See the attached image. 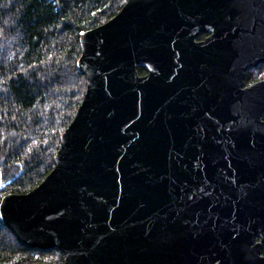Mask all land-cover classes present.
Returning a JSON list of instances; mask_svg holds the SVG:
<instances>
[{
  "label": "water",
  "instance_id": "water-1",
  "mask_svg": "<svg viewBox=\"0 0 264 264\" xmlns=\"http://www.w3.org/2000/svg\"><path fill=\"white\" fill-rule=\"evenodd\" d=\"M80 45L54 168L0 222L63 264H264V0H127Z\"/></svg>",
  "mask_w": 264,
  "mask_h": 264
},
{
  "label": "trees",
  "instance_id": "trees-1",
  "mask_svg": "<svg viewBox=\"0 0 264 264\" xmlns=\"http://www.w3.org/2000/svg\"><path fill=\"white\" fill-rule=\"evenodd\" d=\"M127 0H0V158L23 169L4 188L27 192L54 168L61 135L81 104L87 77L77 67L80 36ZM140 74L147 70L139 67ZM264 78V62L246 84ZM264 250V249H263ZM59 249L23 244L0 222V264H63Z\"/></svg>",
  "mask_w": 264,
  "mask_h": 264
},
{
  "label": "rangeland",
  "instance_id": "rangeland-1",
  "mask_svg": "<svg viewBox=\"0 0 264 264\" xmlns=\"http://www.w3.org/2000/svg\"><path fill=\"white\" fill-rule=\"evenodd\" d=\"M23 169V166L20 164L14 165H5L0 158V185L6 184L11 178L15 177Z\"/></svg>",
  "mask_w": 264,
  "mask_h": 264
},
{
  "label": "flooded vegetation",
  "instance_id": "flooded-vegetation-1",
  "mask_svg": "<svg viewBox=\"0 0 264 264\" xmlns=\"http://www.w3.org/2000/svg\"><path fill=\"white\" fill-rule=\"evenodd\" d=\"M209 35V33H201L199 36H198V41H201V40H204L207 36ZM257 81V80H256ZM254 82V81H253ZM252 83V82H251ZM247 85V84H246ZM18 175V174H17ZM16 175V176H17ZM15 176V177H16ZM1 177V176H0ZM15 177L11 178L10 181H12ZM8 181V182H10ZM1 189V188H0Z\"/></svg>",
  "mask_w": 264,
  "mask_h": 264
},
{
  "label": "snow or ice",
  "instance_id": "snow-or-ice-1",
  "mask_svg": "<svg viewBox=\"0 0 264 264\" xmlns=\"http://www.w3.org/2000/svg\"><path fill=\"white\" fill-rule=\"evenodd\" d=\"M201 191H202V189H201ZM193 197H195V193H193L191 196L187 197L188 201L194 202L195 200H193Z\"/></svg>",
  "mask_w": 264,
  "mask_h": 264
}]
</instances>
